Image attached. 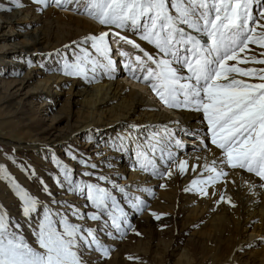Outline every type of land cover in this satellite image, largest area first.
Returning a JSON list of instances; mask_svg holds the SVG:
<instances>
[{"label":"snow or ice","instance_id":"1","mask_svg":"<svg viewBox=\"0 0 264 264\" xmlns=\"http://www.w3.org/2000/svg\"><path fill=\"white\" fill-rule=\"evenodd\" d=\"M33 2L45 8L53 5L67 8L72 4L75 11L82 10L107 29L74 41L75 47L66 45L71 53L56 54L61 57L57 71L89 83L100 74L111 76L119 63L111 47V38L115 37L117 43L130 45L140 53L135 56V67L130 58V62L120 64L126 74L145 82L168 108L202 113L206 122V135L200 139L202 150H210L214 145L219 154L202 166L201 175L206 173L207 179L192 181L193 185H199L201 195H209L205 185L227 178L225 169L242 170L255 177L244 181L251 194L264 190V67L239 66L264 65V0ZM12 3L15 7L22 6L20 0ZM256 47L261 50L258 54ZM120 56L123 60L127 54L121 52ZM230 61L234 63L229 64ZM185 135L197 134L188 131ZM177 136V132L167 127L143 138L128 135L119 138L121 149L117 151L128 140L136 146L135 155L142 171L151 169L161 177L171 176L169 169L178 159L174 150L183 145ZM71 159L79 162L80 158L73 154ZM160 161L164 171L156 167ZM187 163L179 161L181 173ZM96 167L93 163L92 170L76 174L75 169L58 163L60 171L54 183L73 195L83 196L87 202L83 207L72 205L61 211L60 201L41 202L8 169L0 166V179L11 181L25 218L22 225L0 208V264H85V250L100 252L102 258L109 256L110 250L102 243L101 235L113 238L125 235L131 227L125 208L130 205L139 212L145 210L146 204L124 188L115 185L109 188V177L97 175ZM41 187L51 198L53 194L42 178ZM211 195L217 203L225 201L222 192L213 191ZM228 203L236 207L230 197ZM86 220L97 222L96 229L80 223ZM24 227L29 229L32 241L24 235Z\"/></svg>","mask_w":264,"mask_h":264},{"label":"rangeland","instance_id":"2","mask_svg":"<svg viewBox=\"0 0 264 264\" xmlns=\"http://www.w3.org/2000/svg\"><path fill=\"white\" fill-rule=\"evenodd\" d=\"M20 3L21 7H15L12 0H0V166L8 169L9 174L22 187L38 197L41 202L51 204V200L60 201L61 206L59 207L63 211L72 205L83 207L87 202L83 196L73 195L54 183L60 171L58 163L75 169L76 174L85 169L92 170L91 165L94 163L97 165L94 169L97 175L103 173L109 177L107 181L109 188L113 185L117 188H124L129 195L139 196L141 200H144L146 208L154 209L153 206L156 204L159 193L158 187L142 185L141 196L132 193L127 184H120L119 174L114 171L117 165L112 166L113 164L109 163L105 154H102L101 150H97L103 143L116 151L114 159H118L121 165L127 160L138 166L135 152L130 148L128 140L124 141L122 150L117 151V149H121L119 138L124 136L115 135V128L104 130L106 131L103 133L105 137L101 141L97 138V130L100 127L97 123L78 133L74 131L75 113L80 106L77 102L71 101L69 113L60 116V120L56 122L58 112L63 108L61 106L63 100L60 103L55 102L53 105H47L49 98L44 94L34 95L32 93L30 95L32 82L36 80L35 74L24 84L13 82L14 79L19 82L25 73H33L32 64L34 62L37 66L34 69L40 73L41 78L49 77L52 80L57 77L63 82L62 88L64 90L73 88V93L79 86L92 85L104 77L100 74L92 83H89L83 78L68 77L57 71L61 57L56 54L71 53L70 48H65L66 45L75 47L74 41L83 40L89 35L96 34L95 32H87L85 29L69 30L68 33L61 31L65 38L57 39L55 29L58 27L55 26L56 23L52 21V17L46 13L48 7L45 8L42 4L37 5L33 0H20ZM56 8L59 9V7ZM7 9L13 10L8 11ZM15 12L28 13V16L35 17L38 21L26 29H22L21 37L10 38L7 36L9 26L6 20L12 17L11 15ZM64 29L68 28H60V30ZM33 30L42 36L45 35L41 41L35 44V50L21 49L12 52L11 47L16 43L19 44L22 36ZM260 51L256 47V53L258 54ZM239 66L264 67L259 64H241ZM237 78L253 83L259 82L248 80L247 77ZM123 123L122 126L129 129L133 138L137 136L143 138L151 134L145 130L141 123L134 124L131 119ZM14 136L24 140H28L30 137L39 138V141L44 144L38 150L16 148L12 140ZM73 154L80 158L79 162L71 159ZM84 161H89V163L84 164ZM115 164H118L117 161ZM162 165L163 161L157 163V169L164 171ZM25 169L29 171L26 172ZM140 170L139 168L138 171ZM175 170L178 173L176 185L179 190L174 212L157 214L152 210L151 213L154 212L160 217L159 219L153 214L143 218L144 210L137 212L128 205L125 211L128 212V223L131 227L127 229L126 234L117 238L102 234L101 241L109 248V256L102 258L100 252L85 250L83 252L85 264H160V257L163 258L164 264H173L176 258L175 253L180 250L187 253L192 259L189 264H254L253 256L247 252L245 247L247 244L239 242L235 244L227 224L218 225L210 237L194 232L207 228L205 227L206 217L203 215L197 222L191 223V219L185 216L183 201L187 195L192 193L203 195L200 194L199 185H193L192 182L185 184L183 182L184 175H180L178 167ZM41 178L49 186L53 194L51 198L42 191ZM194 180L200 181L199 179ZM186 188L192 190L185 191ZM163 189L164 187H162ZM14 193L15 189L12 187L11 181L0 179V208H3L10 218H14L23 225L25 218L21 215L22 204ZM52 207L56 208L57 206L52 205ZM93 210L85 209L88 212ZM80 223L93 230L97 227V222L91 220L80 221ZM137 232L140 233L139 236L136 235ZM23 233L29 241L33 240L27 227H24ZM239 239L243 241L242 236H239ZM166 244L168 245L167 251L162 255ZM210 249L214 250V255L210 254ZM129 257L133 259L130 260Z\"/></svg>","mask_w":264,"mask_h":264},{"label":"bare ground","instance_id":"3","mask_svg":"<svg viewBox=\"0 0 264 264\" xmlns=\"http://www.w3.org/2000/svg\"><path fill=\"white\" fill-rule=\"evenodd\" d=\"M59 9L54 5L46 9V13L52 17V21L58 27L57 29L54 28L57 39L64 37L61 31L68 33L69 30L85 29L87 32L93 31L98 34L107 30L91 16L83 13L82 10L80 13L75 11L72 4L67 8ZM11 16L6 20L9 26L7 36L10 38L21 37L22 29H26L38 21L35 17L31 18L28 13L25 14L23 12H15ZM61 27H67L68 29L60 30ZM129 35L131 34L129 33ZM44 36L37 31H30V33L22 36L20 42H18L19 44L16 43L11 47V51L15 52L21 49L34 51L35 44L41 41ZM111 40V47L115 50L114 59L119 62L116 66V71L111 76H104L100 81L97 80L99 82L92 85L79 86L75 93H73V88L64 90L62 88L63 82L57 77L52 80L49 77L41 78L40 73L34 69L37 67L35 62L32 64L34 67L33 73H25L19 82L15 79L13 82L15 84H24L27 79L35 74L36 80L32 82V87L29 91L30 95L32 93L34 95L44 94L49 98L47 105H53L55 102L60 103L63 100L61 105L63 108L58 112V120L56 122L60 120V116L69 113L71 101L77 102L80 106L75 113L76 124L74 131L83 132V130L93 127L97 123V125H100L97 130V138L101 141L105 137L103 133L106 131L104 130L115 128L116 132L114 134L117 136L130 135L129 129L126 126H122L123 122L130 119L134 124L141 123L145 130L150 133L163 130L165 127L169 131L177 132V138L183 140V145L181 148L174 150V155H177L178 159L169 169L171 176L161 177L158 174H154L151 169L138 171L139 165L135 166L127 160L121 165L118 159H114L116 151L103 143H101V148L97 149L101 150L102 154H105L109 163L113 164L112 166L115 167L117 165L114 171L119 174L120 184H127L132 193L140 194L141 196L142 185L158 187L157 191L159 193L156 204L153 206L154 209L151 207L146 208L143 218L153 214L154 212L151 213L152 210L157 214L174 212L179 190L178 185H176L178 173L175 168H179V161L186 160L188 162L185 165V171L183 173L179 171L180 175H184L183 182L185 184L192 182L194 179L206 180L207 174L201 175L203 172L202 166L205 162H210L214 155H218L219 150L214 145L210 146V150H202L200 139L206 135V122L203 120L202 113L173 110L164 105L145 82L136 79L130 73L126 74L125 70L120 67V63L130 62L129 58L133 62V67H135L134 59L136 55L140 54L139 51L130 45L117 43L115 37H112ZM121 52L127 54L123 60L120 56ZM229 63L234 62L230 61ZM188 131L197 135L194 137L185 135ZM12 140L16 148L38 150L44 144L39 141V138L34 139V137L24 140L21 137L14 136ZM129 143L130 148L136 152L134 143L130 141ZM115 161L119 165L115 164ZM193 167L196 168V171H192ZM225 171L228 172L227 178L221 177L215 184L205 185L209 193L208 196L192 193L185 197L183 201L185 216L191 219V223H195L200 217L205 215L207 220L205 227L207 228L194 232L203 234L206 237L212 236L214 229L218 225L227 224L230 228L229 233L233 242L235 244L239 242L251 245V247H245L247 252L253 256L254 264H264V190H258L253 195L244 186V181L248 179L255 180V177L244 173L242 170L225 169ZM160 185H163V190ZM213 191L224 193L225 201L217 203L216 197L211 195ZM229 197L236 204V207L229 205ZM239 236L243 237L242 240L244 242L239 239ZM167 248L168 245L166 244L162 250V255L166 253ZM210 251V254L214 255V250L210 249ZM175 254L176 258L173 264H189L192 260L184 251L180 250ZM160 259V264H164L163 258L160 257Z\"/></svg>","mask_w":264,"mask_h":264}]
</instances>
